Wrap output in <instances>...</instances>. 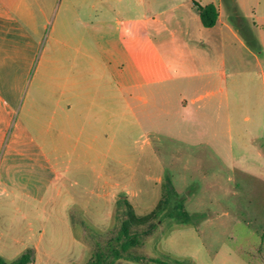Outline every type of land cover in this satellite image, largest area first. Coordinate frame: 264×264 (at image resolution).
<instances>
[{
  "label": "rangeland",
  "instance_id": "374dc122",
  "mask_svg": "<svg viewBox=\"0 0 264 264\" xmlns=\"http://www.w3.org/2000/svg\"><path fill=\"white\" fill-rule=\"evenodd\" d=\"M5 3L0 256L11 262L38 243L43 254L52 251L49 264H85L110 249L128 205L144 216L170 185L193 220L160 216L115 264H264V101L241 107L240 79L227 66L225 81L223 50L210 86L202 72L193 78L185 111L157 100L134 113L122 96L99 108L89 103L102 74L98 42L118 35L116 12L100 14L98 0ZM209 99L214 109L203 107ZM96 116L105 134L89 123L80 134V123Z\"/></svg>",
  "mask_w": 264,
  "mask_h": 264
},
{
  "label": "crops",
  "instance_id": "0c3cea01",
  "mask_svg": "<svg viewBox=\"0 0 264 264\" xmlns=\"http://www.w3.org/2000/svg\"><path fill=\"white\" fill-rule=\"evenodd\" d=\"M98 1L100 14L116 12L118 35L104 43L98 42L101 79L92 100L84 99V102L99 108H114L122 96L134 113L140 103L152 104L157 100L167 107L176 106L185 111V93L197 90L193 78L203 73L209 86L215 81L217 71L214 66L220 48L223 50L221 62L225 66V81L229 76L227 66H231L230 76H239L237 89L241 107L257 108L263 103L264 0ZM196 3L216 6L218 21L214 27L202 25ZM8 9L5 0H0V13L8 15ZM201 69L203 71H199ZM232 92L231 87L229 94H225L226 104L232 103ZM208 95L213 98L216 92ZM201 99L202 95L192 99L191 103ZM215 103L216 100L209 99L203 107L214 109ZM3 106L8 107V102L0 90V107ZM3 120L6 118L0 112V135ZM85 121L80 123V134L87 131V123L97 127L99 124V133L105 134V120L96 116L93 123ZM94 137L98 138V135ZM47 154L42 151L43 156ZM29 248L35 251V259L30 264L51 262L52 251L43 254L38 243L26 249Z\"/></svg>",
  "mask_w": 264,
  "mask_h": 264
},
{
  "label": "trees",
  "instance_id": "16d2710c",
  "mask_svg": "<svg viewBox=\"0 0 264 264\" xmlns=\"http://www.w3.org/2000/svg\"><path fill=\"white\" fill-rule=\"evenodd\" d=\"M196 7L202 22L206 28H212L218 21V10L215 5L209 4L201 6L196 3ZM165 215L173 219L176 223H190L193 218L186 211L184 199L181 197L172 186L163 188V195L156 207L144 216H138L133 211V208L128 205L127 219L121 224L120 230L114 234L110 249L105 251H97L85 264H115L129 249L140 243V236H149L156 228L160 216ZM140 225H148L142 232H133V228ZM35 259V251L31 248L26 249L17 259L9 262L0 256V264H30ZM131 260L137 258L130 257ZM157 263H163L155 260ZM164 264V263H163ZM178 264H182L178 262Z\"/></svg>",
  "mask_w": 264,
  "mask_h": 264
}]
</instances>
